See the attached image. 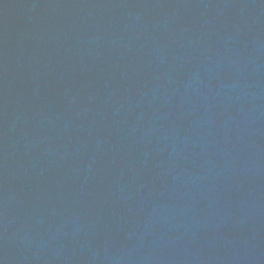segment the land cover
Instances as JSON below:
<instances>
[{"label": "water", "instance_id": "1", "mask_svg": "<svg viewBox=\"0 0 264 264\" xmlns=\"http://www.w3.org/2000/svg\"><path fill=\"white\" fill-rule=\"evenodd\" d=\"M0 264H264V0H0Z\"/></svg>", "mask_w": 264, "mask_h": 264}]
</instances>
